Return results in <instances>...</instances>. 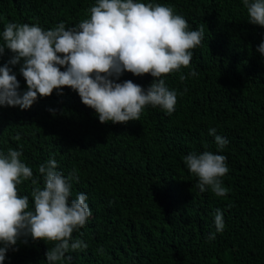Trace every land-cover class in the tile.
Returning <instances> with one entry per match:
<instances>
[{
    "label": "trees",
    "instance_id": "trees-1",
    "mask_svg": "<svg viewBox=\"0 0 264 264\" xmlns=\"http://www.w3.org/2000/svg\"><path fill=\"white\" fill-rule=\"evenodd\" d=\"M137 2L170 6L190 30H204L190 65L161 77L177 92L175 110L148 105L138 121L101 124L67 87L62 95L54 90L38 97L30 109L0 106V153L21 151L38 181H22L19 193L31 208L33 189L44 184L39 166L50 159L66 177L75 170L71 199L84 193L92 215L73 232V240L88 247L68 253L70 264H264V55L258 52L264 27L249 23L243 0ZM96 3L0 0V46L7 23L71 29L89 18ZM13 55L5 49L0 67L12 69L24 93L23 61L12 66ZM193 70L196 76L189 75ZM127 80L146 91L154 78L124 72L116 82ZM213 128L228 141L223 150L209 135ZM205 151L227 157L225 196L201 192L184 163L188 154ZM217 210L225 224L221 232ZM53 246L21 237L3 264H47Z\"/></svg>",
    "mask_w": 264,
    "mask_h": 264
},
{
    "label": "clouds",
    "instance_id": "clouds-1",
    "mask_svg": "<svg viewBox=\"0 0 264 264\" xmlns=\"http://www.w3.org/2000/svg\"><path fill=\"white\" fill-rule=\"evenodd\" d=\"M243 4L249 23L264 27V0H243ZM2 35L0 56L7 49L14 54L9 64L23 61L20 73L27 91H18L19 82L8 65L0 67V106L30 109L38 97H50L54 90L62 95L60 90L67 87L95 111L101 124L138 121L148 105L172 113L177 92L169 90L161 77L187 68L192 50L204 40L203 28L190 30L186 19L172 7L137 0H97L89 18L75 28L66 29L60 23L44 30L36 24L7 23ZM258 52L264 55V42ZM124 72L151 75L154 80L146 91L131 80L117 83ZM215 133L216 129H210L217 148L223 150L228 141ZM21 155L14 149L6 155L0 153V264L21 237L29 236L34 241L54 242L46 252L47 264H70L68 253L88 247L81 239L73 240V232L84 227L92 215L88 198L78 193L71 199V181L78 179L75 170L66 177L57 171L55 159H50L47 166H39L44 184L33 189L30 208L28 196L20 195L18 185L38 181L32 179L33 170ZM226 160L224 155L205 151L188 154L184 163L198 177L201 192L210 189L222 197L228 192L222 184L229 172ZM215 227L217 232L225 228L220 210L215 214Z\"/></svg>",
    "mask_w": 264,
    "mask_h": 264
}]
</instances>
